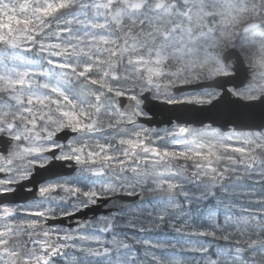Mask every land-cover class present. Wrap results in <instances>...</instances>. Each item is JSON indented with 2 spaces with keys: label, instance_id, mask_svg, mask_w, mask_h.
<instances>
[{
  "label": "snow or ice",
  "instance_id": "1",
  "mask_svg": "<svg viewBox=\"0 0 264 264\" xmlns=\"http://www.w3.org/2000/svg\"><path fill=\"white\" fill-rule=\"evenodd\" d=\"M0 264H264V0H0Z\"/></svg>",
  "mask_w": 264,
  "mask_h": 264
}]
</instances>
